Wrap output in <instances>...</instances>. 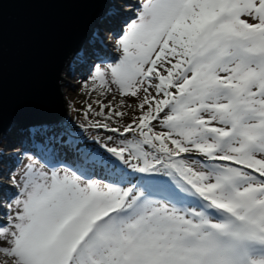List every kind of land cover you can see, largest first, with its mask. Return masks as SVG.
Listing matches in <instances>:
<instances>
[{"label":"snow or ice","instance_id":"6c2138e0","mask_svg":"<svg viewBox=\"0 0 264 264\" xmlns=\"http://www.w3.org/2000/svg\"><path fill=\"white\" fill-rule=\"evenodd\" d=\"M66 2L98 16L64 74L140 114L97 99L115 136L31 124L17 153L0 93V264H264V0Z\"/></svg>","mask_w":264,"mask_h":264},{"label":"water","instance_id":"95a60500","mask_svg":"<svg viewBox=\"0 0 264 264\" xmlns=\"http://www.w3.org/2000/svg\"><path fill=\"white\" fill-rule=\"evenodd\" d=\"M97 16L66 0H3L0 93L10 128L60 121L68 114L58 81H66L65 66Z\"/></svg>","mask_w":264,"mask_h":264},{"label":"rangeland","instance_id":"374dc122","mask_svg":"<svg viewBox=\"0 0 264 264\" xmlns=\"http://www.w3.org/2000/svg\"><path fill=\"white\" fill-rule=\"evenodd\" d=\"M140 0H129V3H134L133 5L139 4ZM106 27H111L110 25H106ZM92 30V27H91ZM90 34L88 37L82 42L83 45H81V49L78 51H83L84 56L88 58L89 64L95 63V58L92 54V50L88 44ZM114 43V41H113ZM76 52L73 57L78 53ZM103 55L107 58L108 62H116L119 60L121 53L118 51L112 50V45L110 44L107 50H103ZM72 57V58H73ZM103 66V65H102ZM87 65H85L83 68H79L75 74L74 77L71 79L65 74V80L64 84L65 86L62 88L64 98H65V104L67 107V110L71 112L72 119L68 122H72L74 125H84L86 131L84 132L85 136L91 137L93 134L97 135L99 138L104 139L109 135L115 136L116 134L106 132L103 129H96L93 127H90L89 124L95 123V122H108L105 121L103 116H96L95 113L100 111L99 105H97L94 101L97 99L103 100L104 103H108L111 101L112 105L115 106V110L119 109L121 111H124L127 115L133 116L136 112L138 107H135L138 104L139 98L143 95V91L141 90L140 93H138L137 97H122L119 93L115 91V86H113V92L108 94L107 97H101L97 93H92L90 90L92 88V84L89 83L87 88H82V84L78 81H82L87 76ZM66 96V97H65ZM115 96V99H112V97ZM124 100L125 105L123 107H120V101ZM133 105V108H129L127 105ZM92 106V113L97 107V109L94 111L93 116H90V112L88 111V106ZM105 113L109 112L108 108H105L103 110ZM88 113L85 115V113ZM41 123H48V122H41ZM39 123V124H41ZM114 125V121L111 122ZM19 128L17 127H11L7 131V144L6 147L8 149H15V151L18 153L20 151L19 144L21 140L20 133L18 131ZM9 133H14V138H11ZM9 156H12V151H9ZM7 164H11L14 166L15 161H7ZM7 172L8 169L4 168L3 170V180H0V183H3L6 185L5 180H7ZM3 256L0 255V260H3Z\"/></svg>","mask_w":264,"mask_h":264},{"label":"trees","instance_id":"16d2710c","mask_svg":"<svg viewBox=\"0 0 264 264\" xmlns=\"http://www.w3.org/2000/svg\"><path fill=\"white\" fill-rule=\"evenodd\" d=\"M145 107H147V106H145ZM97 109V107L95 108V110ZM94 110V111H95ZM94 111H93V113H94ZM116 111H121V110H119V109H117ZM122 112H124V111H122ZM93 113L92 112H90V116H93ZM125 113V112H124ZM140 114V110L139 109H137V112L134 114V115H136V116H138ZM133 115V116H134ZM133 116H129V115H127L126 113H125V115L123 116V117H116L115 119H114V125L113 126H116V121L118 120L121 124H126V123H130L131 121H132V118H133ZM9 135L11 136V138H14V136H15V134L13 133H9ZM129 136H131L132 134L130 133V134H128ZM69 158H71L70 156H69Z\"/></svg>","mask_w":264,"mask_h":264},{"label":"bare ground","instance_id":"6f19581e","mask_svg":"<svg viewBox=\"0 0 264 264\" xmlns=\"http://www.w3.org/2000/svg\"><path fill=\"white\" fill-rule=\"evenodd\" d=\"M132 4H134V3H132ZM96 23H97V21H96ZM94 26H96L95 23L92 25V28H93ZM81 45H83V43L80 44L79 49H78L76 52H78V51L81 49ZM62 75H63V78H64V77H65L64 72L62 73ZM64 79H65V78H64ZM64 94H65V93H64ZM65 97H66V96H65ZM70 111H71V110H70ZM70 111H68V114L62 119V121L68 122V121H70V120L72 119V115H71V112H70ZM60 121H61V120H60ZM5 182L7 183V180H5Z\"/></svg>","mask_w":264,"mask_h":264}]
</instances>
